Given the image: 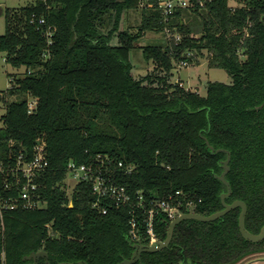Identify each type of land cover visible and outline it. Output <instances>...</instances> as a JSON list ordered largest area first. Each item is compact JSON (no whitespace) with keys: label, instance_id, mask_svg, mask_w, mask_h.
<instances>
[{"label":"trees","instance_id":"obj_1","mask_svg":"<svg viewBox=\"0 0 264 264\" xmlns=\"http://www.w3.org/2000/svg\"><path fill=\"white\" fill-rule=\"evenodd\" d=\"M146 1L32 0L0 6L6 28L0 52L14 67H26L22 74L10 73V86L0 91L5 108L0 193H18L7 167L21 150L29 159L37 140L44 139L49 160L37 179L46 205L0 214V264H34L24 257L40 250L48 258L40 257L38 264L47 259L117 264L132 256L130 207L108 200L103 214L93 207L89 181L67 190L68 163L89 164L98 155L113 160L116 182L133 195L180 191L179 198L193 200L195 212L209 215L223 208L221 193L228 188L217 176L229 151L226 178L232 192L226 202L247 203L251 232L264 225V0H235V8L230 0H213L205 8L176 11L170 25L182 40L142 46L155 72L137 79L131 60L135 42L148 30L163 32L165 22L158 8L142 6L136 32L119 25L124 10ZM190 50L206 51L209 66L225 68L231 83L209 81L206 95L172 83L174 60L198 61L188 57ZM31 98L38 102L30 112ZM120 160L134 170L118 167ZM240 212L237 207L212 221L183 220L169 246L144 251L133 264H240L263 254L264 240L252 242L241 234ZM169 226L165 217L156 221L160 239Z\"/></svg>","mask_w":264,"mask_h":264},{"label":"built area","instance_id":"obj_2","mask_svg":"<svg viewBox=\"0 0 264 264\" xmlns=\"http://www.w3.org/2000/svg\"><path fill=\"white\" fill-rule=\"evenodd\" d=\"M213 0H153L142 2L141 6L158 8L165 22L164 32L169 37L168 40L178 44L182 40V34L177 27H172L170 21L176 11L185 8L207 7L208 3ZM237 6H232L235 8ZM44 22V20H40ZM48 34L51 29L48 28ZM194 51H188V57L194 56ZM182 65H188V59L178 61ZM2 93V92H0ZM38 98L29 100L30 112L36 108ZM2 104L0 105L1 108ZM113 160L109 157L98 155L96 160L89 164H78L70 161L67 166L68 174H71L76 182L89 181L92 183V190L96 195L93 207L100 210L103 214L108 212V207L104 203L108 200L113 202L117 207L128 205L130 207V229L129 237L133 243L140 241L143 244H158L163 241L160 239L156 230V221L160 217L167 218L170 222L178 216L185 206L189 211L193 210V200L184 201L179 198L180 191H176V196L170 194L163 197H147L142 190L136 191L133 195L123 184L116 182L115 169L112 167ZM49 166V160L46 151V142L44 139H38L34 147L32 156L27 159L25 153L21 150L16 155L14 164L7 167L8 172L13 173L15 185L18 189L17 195H2L0 193V214L6 210L13 209H37L46 205L42 199L40 183L37 179ZM118 167L125 168L127 173L134 170L133 165L125 166L123 161L117 162ZM0 171H5L3 164H0ZM194 211V210H193ZM143 238L148 239V243L143 242Z\"/></svg>","mask_w":264,"mask_h":264},{"label":"rangeland","instance_id":"obj_3","mask_svg":"<svg viewBox=\"0 0 264 264\" xmlns=\"http://www.w3.org/2000/svg\"><path fill=\"white\" fill-rule=\"evenodd\" d=\"M32 0H0V6L5 7H20ZM232 6L237 4V1L230 0ZM142 6L137 9L124 10L119 25L120 30H129L136 32L142 20ZM5 18L0 13V35L5 32ZM106 30V28H105ZM199 35V34H198ZM167 34L163 32H157L154 30H148L144 33L143 37L135 42V48L131 52V60L133 63L132 73L135 78H144L149 74L154 73L155 64L153 60H146L143 55V47L148 43L166 42L168 40ZM113 42H117V36L115 33ZM207 52L194 53V57L198 58V61L189 63L188 65H182L177 60H174L172 74L170 75V81L172 83H179L186 89L196 90L201 95L207 94V84L209 81H221L225 83H231L232 75L221 67L209 66L207 58ZM244 59V57H242ZM26 71L25 66L19 68L14 67L5 60V53L0 52V91L5 90L10 86L11 75L22 74ZM166 74V73H164ZM5 112L4 106L0 108V116ZM0 125L2 122L0 121ZM67 190L69 193L75 185L71 174L67 176Z\"/></svg>","mask_w":264,"mask_h":264},{"label":"water","instance_id":"obj_4","mask_svg":"<svg viewBox=\"0 0 264 264\" xmlns=\"http://www.w3.org/2000/svg\"><path fill=\"white\" fill-rule=\"evenodd\" d=\"M112 43L117 44L118 43V37H117V42H113V40H112ZM17 145L22 147L21 144H17ZM220 150H224V149H219L218 151H220ZM227 152H228V157L226 160L223 161L224 170L220 175L217 176L228 188L227 191H224L221 193V199H222L224 208L221 210L215 211L209 215H204V214L195 212L193 210L188 211V212H180L178 214V216H176V218H174L170 222V226L168 229L167 236L163 241L158 242V244H151V245L143 244L140 241L133 243L132 246L134 247V251H133L132 256L130 258L123 259L122 261H120L117 264H133V263H135L141 259V254L144 251L155 252V251H159L163 248H166L167 246H169V244L172 240L175 227L180 222H182L183 220L197 219V220H201V221H212V220H215V219L225 215L227 212H229L230 210L237 208V207H241V212L239 215V229H240V232L243 235V237L246 238L247 240L253 241V242L261 241L264 239V225L262 226L259 233H253L247 229V227H246V214L248 211V206H247V203L245 201L240 200V199H236L232 203H228L225 201V199L227 197H229L231 192H232L230 182L226 178V174L230 169V166L228 165V163L230 161V152L229 151H227ZM42 256L48 257V253L44 250H40L37 252H32L29 255H26L24 257V259H28V260L34 259V264H38L37 260ZM47 263L51 264L49 260H47ZM59 264H88V263L83 262V261H79L78 263H74L71 261H66V262L64 261V262H61Z\"/></svg>","mask_w":264,"mask_h":264},{"label":"crops","instance_id":"obj_5","mask_svg":"<svg viewBox=\"0 0 264 264\" xmlns=\"http://www.w3.org/2000/svg\"><path fill=\"white\" fill-rule=\"evenodd\" d=\"M240 264H264V253L250 257Z\"/></svg>","mask_w":264,"mask_h":264},{"label":"flooded vegetation","instance_id":"obj_6","mask_svg":"<svg viewBox=\"0 0 264 264\" xmlns=\"http://www.w3.org/2000/svg\"><path fill=\"white\" fill-rule=\"evenodd\" d=\"M225 201H226V199H225ZM228 203H232V202H228ZM222 204H223V202H222ZM223 208H224V206H223ZM223 208H222V209H223ZM220 210H221V209H220ZM259 232H260V231H259ZM259 232H258V233H259ZM263 240H264V239H263ZM263 240H261V241H263ZM252 242H253V241H252ZM257 242H260V241H257ZM132 244H133V243H132ZM149 245H151V244H149ZM47 258H48V257H47ZM38 260H39V259H38ZM38 260H37V262H38ZM47 260H48V259H47ZM63 262H64V261H63ZM65 262H66V261H65ZM83 262H86V261H83ZM60 263H61V262H60ZM87 263H88V262H87ZM135 263H136V262H135Z\"/></svg>","mask_w":264,"mask_h":264}]
</instances>
